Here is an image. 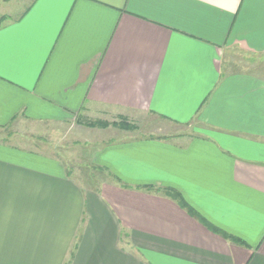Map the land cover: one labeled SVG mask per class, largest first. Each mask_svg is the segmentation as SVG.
I'll return each instance as SVG.
<instances>
[{"label":"crops","instance_id":"crops-1","mask_svg":"<svg viewBox=\"0 0 264 264\" xmlns=\"http://www.w3.org/2000/svg\"><path fill=\"white\" fill-rule=\"evenodd\" d=\"M31 128L113 137L77 154L84 185L8 132ZM0 264H264V0H33L5 21Z\"/></svg>","mask_w":264,"mask_h":264},{"label":"rangeland","instance_id":"rangeland-1","mask_svg":"<svg viewBox=\"0 0 264 264\" xmlns=\"http://www.w3.org/2000/svg\"><path fill=\"white\" fill-rule=\"evenodd\" d=\"M32 3H33V0H0V20L4 17L6 18V21H8V19H11V20L16 19L17 17L22 15L31 6ZM8 132L19 133L20 135L26 136L29 141L34 142L33 145L25 146L24 144H22L23 141H19L18 143L20 144L21 147H25V148L29 147V149L31 148L33 150H40V151L43 150V151H49L53 153L61 152L62 155L66 156L67 159L69 158L72 161V162L70 161V163L68 164L69 170L74 175V177L83 184L85 183V178H86L85 177L86 168H84L81 165H78L79 163L76 164L74 162L77 160V154L82 152L84 148L88 147L91 144V142L95 143L99 140L100 141L102 139L106 140L108 138L113 137L112 134L92 135L88 140H85V141L80 140V144L75 146L72 143L74 141L73 133L67 135V138L64 139V141L62 140L63 143L58 145L55 142L60 139V136L58 137L52 134L51 137L43 139L46 142H43L41 141V139L36 138L42 132H44V130L31 128L28 130L20 129L19 132L15 130L14 131L8 130ZM142 135H144V133ZM48 136H50V134L47 135V137ZM31 137H35L36 139L31 138ZM21 138L27 139V138H24L23 136H21ZM12 139L13 137L7 138L8 141H11Z\"/></svg>","mask_w":264,"mask_h":264},{"label":"trees","instance_id":"trees-1","mask_svg":"<svg viewBox=\"0 0 264 264\" xmlns=\"http://www.w3.org/2000/svg\"><path fill=\"white\" fill-rule=\"evenodd\" d=\"M6 21V18H2L0 20V26ZM90 127H102L103 129L108 128L110 125L107 124H89ZM100 172L104 173V170H100L99 168H97ZM168 196L173 197L174 199L178 200V202H180V204L184 207H187V205L185 204V202L183 201V199L179 196V194H177L174 191H168L167 192ZM191 214H194V212L189 209ZM200 221H202L209 229H211L214 232H217L218 234H221L222 236H224L226 239L232 241V242H236V240L234 238H232L231 236H228L227 234L221 233L220 231H218L217 229L213 228L212 226H210L207 222H205L203 219H200Z\"/></svg>","mask_w":264,"mask_h":264}]
</instances>
